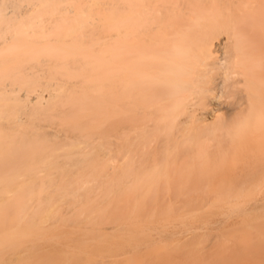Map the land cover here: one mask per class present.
I'll return each mask as SVG.
<instances>
[{"label":"bare ground","instance_id":"obj_1","mask_svg":"<svg viewBox=\"0 0 264 264\" xmlns=\"http://www.w3.org/2000/svg\"><path fill=\"white\" fill-rule=\"evenodd\" d=\"M263 169L264 0H0V223Z\"/></svg>","mask_w":264,"mask_h":264},{"label":"rangeland","instance_id":"obj_2","mask_svg":"<svg viewBox=\"0 0 264 264\" xmlns=\"http://www.w3.org/2000/svg\"><path fill=\"white\" fill-rule=\"evenodd\" d=\"M254 175L262 183L220 185L218 174L147 202L122 188L104 217L7 216L0 264H264V169Z\"/></svg>","mask_w":264,"mask_h":264}]
</instances>
